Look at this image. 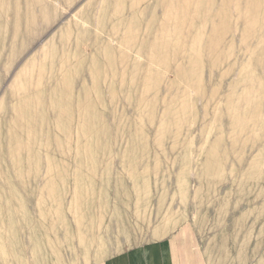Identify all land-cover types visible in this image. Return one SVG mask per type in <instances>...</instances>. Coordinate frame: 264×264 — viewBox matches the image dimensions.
I'll return each mask as SVG.
<instances>
[{"label":"rangeland","instance_id":"obj_1","mask_svg":"<svg viewBox=\"0 0 264 264\" xmlns=\"http://www.w3.org/2000/svg\"><path fill=\"white\" fill-rule=\"evenodd\" d=\"M185 221L264 264V0H0V264Z\"/></svg>","mask_w":264,"mask_h":264},{"label":"crops","instance_id":"obj_2","mask_svg":"<svg viewBox=\"0 0 264 264\" xmlns=\"http://www.w3.org/2000/svg\"><path fill=\"white\" fill-rule=\"evenodd\" d=\"M94 264H208V261L194 226L185 221L162 238Z\"/></svg>","mask_w":264,"mask_h":264}]
</instances>
